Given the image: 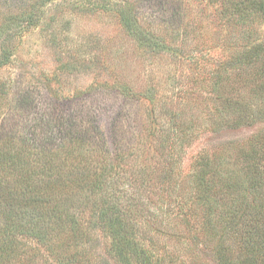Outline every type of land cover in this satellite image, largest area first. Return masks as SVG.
<instances>
[{"label": "rangeland", "instance_id": "rangeland-1", "mask_svg": "<svg viewBox=\"0 0 264 264\" xmlns=\"http://www.w3.org/2000/svg\"><path fill=\"white\" fill-rule=\"evenodd\" d=\"M242 1L236 0L235 9ZM227 4L0 0V87L11 102L0 97V136L26 140L32 134L37 144L47 138L56 145L70 123L80 130L88 126L99 143L96 159L128 158L119 166L133 178L134 186L122 188L127 196L148 182L150 192L157 191L153 209L182 198L184 210L193 204L207 215L211 205L207 234L195 211L187 216L194 221L187 231L179 226L184 214L174 208L171 218L154 223L148 246L178 264H222L221 246L239 261L249 235L236 225L223 226L219 215L239 199L238 188L249 206L235 207L245 212L242 220L264 193V16L254 11L240 16ZM121 12L133 20L128 16L124 24ZM254 46L259 54L246 53ZM219 79L224 98L259 113L254 124L238 125L236 109H224L216 96ZM115 147L124 153L117 155ZM164 147L169 157L157 155ZM216 219L220 230H213ZM92 238L77 249L78 255L89 250L81 261L116 264L109 235L97 229ZM48 259L46 264H58Z\"/></svg>", "mask_w": 264, "mask_h": 264}, {"label": "trees", "instance_id": "trees-1", "mask_svg": "<svg viewBox=\"0 0 264 264\" xmlns=\"http://www.w3.org/2000/svg\"><path fill=\"white\" fill-rule=\"evenodd\" d=\"M225 1L228 3L226 8L233 9L232 13L237 12L241 16L244 11H254L258 14L262 12L260 15L264 16V0H243L244 5L236 9V0ZM121 14L123 23L127 24V17L131 19L130 13ZM131 20L130 24L135 26V21ZM256 48H249L246 53L257 55L260 51ZM247 58L250 62V55ZM223 82L219 79L215 86L218 85L216 96L222 101L224 109H236V124H254L259 113L241 100L224 98L225 93L220 92ZM0 97H3L5 103H11L7 101L9 96L2 87ZM73 125L70 123V128L66 129L56 145L51 144L47 138L37 144L32 134L26 140L13 133L0 136V264H46L48 257L55 258L58 264H91L89 258L85 263L80 259V256L89 257V250L85 248L78 255L77 249L93 240L92 235L97 229L109 235L111 259L116 264H178L175 262L177 259L170 257L168 261L166 254L148 246V235L154 232V223L159 217L162 220L167 215L171 218L169 214L175 209L184 214L179 226H184L187 231L189 226L194 228V221L187 216L195 211L201 233L207 234L212 229L211 205L207 215L193 204L184 210L182 207L185 202L182 198L178 201L168 200L153 209L152 198L157 191L150 192L152 186L147 181L145 189L139 187L138 192V186H135L133 189L138 193L127 196L122 188L126 185L134 186V182H131L133 178L130 175L119 171L120 162L128 159L121 156L124 149L119 148V151L115 147L116 154L121 156L119 159L110 162L96 159L93 151L99 143L91 134V128L84 126L80 130ZM166 151L164 147L157 155L169 157ZM102 152L103 157L107 156L109 148L106 147ZM210 164L208 160L206 165L209 167ZM235 184L237 187L241 185ZM260 186L259 189L263 190V185ZM242 190L238 188L239 192L234 191L238 193L236 197L239 199H235L233 207L221 212L219 216L223 217L219 219L223 226L225 223L226 226L236 225L246 231L249 237L243 240L242 257L237 262L232 260L227 250L223 252L221 246L222 264H264V193L257 199L250 217L242 220L246 217L245 212L239 213L237 208L249 207L244 204L245 194ZM207 199L194 196L195 201L201 200L203 203ZM231 210H235L234 213ZM217 220L213 230H220ZM167 222L170 221L166 219Z\"/></svg>", "mask_w": 264, "mask_h": 264}]
</instances>
